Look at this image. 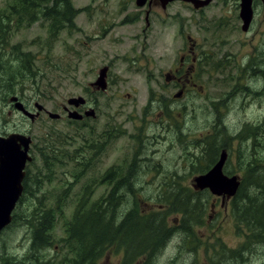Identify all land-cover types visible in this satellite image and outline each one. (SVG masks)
Returning <instances> with one entry per match:
<instances>
[{
    "label": "rangeland",
    "instance_id": "obj_1",
    "mask_svg": "<svg viewBox=\"0 0 264 264\" xmlns=\"http://www.w3.org/2000/svg\"><path fill=\"white\" fill-rule=\"evenodd\" d=\"M13 1L0 0V10ZM71 1L80 13L70 30L61 31L52 41L48 25L36 23L13 32L9 45H19L23 51L33 53L42 74L39 87L28 81L22 89L18 86L14 94L30 105L32 111H36L34 103H40L60 118L52 120L42 113L31 123L10 104L13 94L0 90V129H18L30 135L34 142V162L28 165L29 178L36 181L42 171L43 176L48 175L53 180L52 183L45 182L42 193L33 188L32 199L30 194L25 196L23 218L38 208V196H47L48 208L56 206L63 188L71 183L68 204L52 233L54 242L47 248V264H73L78 260L77 244L64 241L67 237L65 221L71 219L86 185L91 184L87 189L88 208L105 200L114 184L109 185L101 177L113 167L119 179L133 176L128 185L119 190V196H125L126 201L118 208V222L119 212L120 215L122 210L127 213L136 205L143 214L160 210L167 225L176 229L182 226L184 219V213L178 208L182 206L176 207L177 213L167 214L169 208L164 205L176 196L187 197L189 206L196 213L187 230L189 235L174 231L161 251L153 254L152 250L144 251L135 262L126 261L125 264H264V242L262 238L253 237L237 218L233 202L213 195L209 189L199 191L194 188L195 177L211 170L208 166L220 156L219 149L223 145L228 147L230 154L226 171H240V164L259 165L256 179L251 180L248 172H242L246 174L244 184L251 196H254V185L263 182L259 175L264 173V99L259 96L264 95V75L254 76L249 67L253 60L262 59L264 54V14L260 6L253 29L244 33L239 19L240 0H225L224 5L220 3L222 0H214L200 11L187 9L186 5L177 2L165 12L168 17L163 21L155 14L151 15L154 27L147 30L144 16L148 6L138 8L136 0ZM135 14L142 16L141 22H125L126 15L131 16L130 20ZM191 23H195V31ZM178 25L185 27L184 34L195 32L193 35L201 40L200 47L209 52L208 59L213 66L226 60L217 71L201 73V87L185 95L195 106L192 111L195 117L189 119L192 140L183 138L180 144L174 142L169 147V141L163 140L160 144L150 141L157 131L153 111L145 112V104L150 95L163 98L161 107L173 104L174 88L167 84L165 75L181 59L177 50L184 46L185 36L179 34ZM116 35L122 38L118 39ZM1 65L6 66L4 61ZM107 66L111 69L108 88L104 92L95 90L91 84ZM259 91L260 94L255 93ZM129 94L132 99H128ZM72 97L86 99L85 110H95V117H84L82 121L69 119L63 107ZM170 114L171 117L166 112L160 114V121L168 125L167 131L161 133L169 137L175 130L177 112L173 110ZM206 117L210 120L209 134L214 146L204 155L202 130ZM46 129L47 134L52 130L56 137L62 138L58 134H63L68 139L67 143L57 147L58 159L53 161L56 166L47 172L42 168L39 147H35L37 144L41 147L40 140ZM109 135L112 136L109 138ZM77 151L79 159L90 155L94 161L88 172L75 182V173L82 172V167L71 161ZM210 155L213 161L209 160ZM31 204L36 207L31 208ZM254 205L255 201L253 208ZM23 225L22 233L9 232L7 240L23 241L25 245L32 241L33 228L25 221ZM123 256L122 249L112 246L101 259L84 264H124Z\"/></svg>",
    "mask_w": 264,
    "mask_h": 264
},
{
    "label": "trees",
    "instance_id": "obj_2",
    "mask_svg": "<svg viewBox=\"0 0 264 264\" xmlns=\"http://www.w3.org/2000/svg\"><path fill=\"white\" fill-rule=\"evenodd\" d=\"M79 13L80 10L74 7L71 0H14L5 9L0 10V90L14 94L18 86L22 89L23 84L28 81L39 87L42 77L40 69L36 66V56L33 53L23 51L19 45L9 47L13 32L36 23H43L46 24V27L48 25L49 38L53 41L61 31L74 27L75 19ZM3 61L6 64L5 67L1 65ZM17 69L18 71H16ZM54 133L55 131L51 130L47 134L46 129V133L40 140L41 147L39 144L35 145V147H39L42 168L46 172L55 168L56 162L53 161L58 159L57 147L67 143L68 140L66 135L58 134L62 136L61 138L56 137ZM89 149L92 154L94 152L92 146ZM100 150L102 152V147ZM79 151H77V156L71 160L76 166L82 167V172H77L73 176L75 182L88 172L89 166L94 161L90 155L79 159ZM250 170H252V166L249 169L251 173ZM37 177L39 178L36 181L29 177L25 181V193L30 194V199H32L35 188L41 192L45 182H53L48 175L43 176L42 171ZM101 178L109 185L114 184L105 200L96 202L88 208L87 189L91 187V184L86 185L83 195L77 200L71 219L65 221L67 237L64 241L76 243L75 246H78L80 250L78 260H74L73 264L91 263L95 259H101L112 246L124 251V264L126 261L128 263L135 262L143 256L144 251L152 250V254L157 250L161 251L169 242L175 228L167 225L160 210L156 213L152 211L143 214L136 205L127 213L122 210L123 213L120 215L119 212L121 218L118 222L117 211L120 206L124 205L125 200V196H119V190L128 184L119 179L115 167L107 170ZM259 179L263 182L254 185V196H251V192L246 189V184H241L232 202L235 205L234 212L241 223L249 229V232L254 235L253 237L263 239L264 173L259 175ZM113 181L116 182L113 183ZM70 192L71 183L63 188L62 194L57 198L56 206L50 205L49 208L47 207V196H38V208L24 218L25 223L33 228V241L38 245L37 248H44L46 245L49 248L54 242L52 233L68 204L67 199ZM176 197L172 201L164 203L165 207L169 208L167 214L176 212V207L182 206L178 208L184 213L182 215L184 219L181 223L182 226H179L178 229H183L189 235V227L192 219L196 218V213L193 212V207L189 206L187 197ZM254 201L256 205L253 208ZM33 207L36 206L31 204V208ZM256 220L259 221L257 224H255ZM149 259L150 257L147 260Z\"/></svg>",
    "mask_w": 264,
    "mask_h": 264
},
{
    "label": "flooded vegetation",
    "instance_id": "obj_3",
    "mask_svg": "<svg viewBox=\"0 0 264 264\" xmlns=\"http://www.w3.org/2000/svg\"><path fill=\"white\" fill-rule=\"evenodd\" d=\"M150 2V6H148V10H145V16H144V23L146 24V30L147 28L149 29H153L154 25L153 23L150 21V16L155 14L158 18V20H164L166 17H168L167 15H165V12L168 11V9L170 8L171 5L175 4V3H181L186 5L187 9L190 8H194V6L190 3H186V2H182V1H175V2H171L167 5L166 8L162 7V3L159 0H148ZM214 2V0H212V2L210 4H212ZM220 3H222L223 5L226 4L225 0L220 1ZM209 4V5H210ZM208 5V6H209ZM137 6V4H136ZM207 6V7H208ZM258 6H260V9L262 10V13L264 14V3L263 0H254L253 1V13H254V17L252 20V23L249 27V30L247 32H250V30L253 29V25L255 24V20L258 14ZM138 7V6H137ZM139 8V7H138ZM145 8V7H144ZM196 10V9H195ZM201 9H199L198 11H200ZM131 16H127L126 15V20L125 22L128 23H133L136 24L138 20L143 19L142 16L138 17V14H135V17L137 18H131L130 20H128V18ZM239 19L240 22L243 23V21H241V17L239 14ZM133 20V21H131ZM194 22V21H193ZM192 24V30L195 31L196 30V25L195 23H191ZM145 27V26H144ZM178 27L180 28L179 34H183L184 39V46L178 48L177 53L181 55V59L178 63V65L174 66L171 71L169 70L168 72H166L165 75V80L167 82L168 85L172 84V87L174 88V94L172 95L171 99L173 101V104L171 106H162V100L163 98L157 97V96H152L150 95V97L147 96V102L145 104V112H152L153 111V115L154 116V120L153 123H155V131H157V133L151 135L150 137V141H153V143L155 144H160L162 143V141L164 140L165 142L169 141L170 145H168L169 147H171V145H174V142L176 144H180L183 141V138H186L187 140H192L189 136H190V132H191V127H190V117H195V114L192 112L194 111V107L193 104L190 103V101H187V98L185 95H187L190 92H195L197 91L200 87H201V81H200V76L201 73H205L208 72L210 73L212 70L217 71L218 70V66L221 67L224 66L225 64V60H221V64L220 61L218 62V64H216L215 66H213L210 62L209 58V52L207 50H203L201 46V44L199 43V41H201L200 39L196 38L193 34H184L185 30L182 25ZM144 29V28H143ZM142 29V30H143ZM243 31V30H242ZM244 32V31H243ZM244 32V33H247ZM196 33L199 34L198 31H196ZM116 37L118 39L122 38L118 35H116ZM106 38V36H105ZM104 38V39H105ZM206 37H204L205 39ZM116 41H119L116 39ZM120 42V41H119ZM229 58L231 56H228ZM262 59H256L253 60L250 64L249 67H252L251 69V74H253L254 76H261L264 75V54H262ZM109 68L108 70V74L109 76L107 77V82L109 85L110 82V67L107 66ZM162 76V74H161ZM202 89L204 90V92L206 93V86L203 85ZM257 94H260L259 92H255ZM13 96L18 97L16 94H13ZM11 96V97H13ZM10 97V98H11ZM261 99H264V95L259 96ZM19 101H21L24 105L25 108L27 110H29L30 112H36V111H32L33 109L30 108V105L24 103V101H22L19 97H18ZM128 99H132V96H130V94L128 95ZM186 100V102L184 101ZM10 101V100H9ZM11 104V103H10ZM87 104V102H86ZM13 106V104H11ZM35 105V103H34ZM87 105L81 106L80 108H78L77 110H81V114H84L87 109L85 110ZM204 110L207 109L206 105L203 106ZM71 108V107H69ZM73 109V108H72ZM63 110L66 112V114L68 113V110L65 109V106L63 107ZM89 110V109H88ZM175 110L177 112L176 116H175V130L173 131V135L172 136H168L167 134H163L161 132H166L168 125L167 123H165L164 121H160V114L166 112L168 117H171V112ZM19 113V112H18ZM46 113V112H43ZM22 115V114H21ZM23 116V115H22ZM209 116H211V111L209 112ZM204 129L203 131V137L202 140H204L202 143L204 144V149L203 152H205L204 155H207L210 153V148H212L214 146V144L212 145L211 141H212V137L209 134V126H210V120L208 119V117L204 118ZM82 121V120H81ZM257 130H259V128H257ZM199 132V131H198ZM25 134L23 131L18 130V129H0V137L3 138H8L10 135L13 134ZM162 134V135H161ZM182 134V135H181ZM27 135V134H26ZM111 136L109 135V138ZM143 140V139H142ZM144 141V140H143ZM155 141V142H154ZM20 144V142H19ZM187 144H189L187 142ZM33 146V145H32ZM225 147V145H223ZM221 148L219 149L220 151V155L222 154L223 151H227V153L229 152L228 147L226 148ZM173 149V148H172ZM226 153V154H227ZM30 154L33 158V161L30 163L34 162V152L30 151ZM229 156L230 154L228 153V158L227 161L225 163V165H223V173L228 177H236L239 184H244V182H246V179L244 176H246V174L242 173L244 170L245 172H248V177L253 180L256 179L258 176L257 174V169L259 165L256 166H252V170H251V175H249V169L250 166H247L246 164H240L241 166L239 168L240 171H226V165L229 161ZM220 156L215 160V162H213V164L209 165V168H213L214 165L219 161ZM145 159H150L149 157H146ZM209 160H211V155L209 156ZM213 161V160H211ZM29 165V164H28ZM28 165L26 166L25 172H26V176L22 182L23 185V192L21 197L19 198V200L17 201L15 208L13 209L12 213H11V221L10 223L4 227L2 230H0V264H47V247L45 248H37L38 245H36L35 241H30L28 242L27 245H25V242L21 241L19 242V240H7L8 238V233L9 232H13L16 231V233H22L23 227H24V218H23V213H22V209H23V199L25 198V196L27 195V193H25V181L26 179L29 177V171H28ZM246 165V166H245ZM245 166V167H243ZM134 167V166H133ZM132 167V168H133ZM155 168H157V166H155ZM132 171V170H131ZM131 174V172H130ZM253 174V175H252ZM133 176L130 175L129 177L125 176L122 177L120 180L125 182V183H129L130 179H132ZM196 178L194 179V182L196 183ZM128 181V182H127ZM222 199H227V198H222ZM228 202L233 201V198L228 199ZM179 226L176 227V229L174 230L175 232L179 231L178 229ZM180 231L182 232H186L183 229H181ZM24 238V236H23ZM23 240V239H22ZM262 241L264 242V238L262 239Z\"/></svg>",
    "mask_w": 264,
    "mask_h": 264
},
{
    "label": "water",
    "instance_id": "obj_4",
    "mask_svg": "<svg viewBox=\"0 0 264 264\" xmlns=\"http://www.w3.org/2000/svg\"><path fill=\"white\" fill-rule=\"evenodd\" d=\"M162 7L166 8L171 2L182 1L190 3L196 10L207 7L212 0H159ZM254 0H240V17L243 21L242 30L247 32L252 23ZM264 3V0H263ZM139 8L150 6L148 0H136ZM108 67H104L100 72L97 80L91 86L98 91H106L108 88L107 76ZM10 102L14 108L22 113L23 116L28 118L34 123L40 116V113L45 110L44 106L40 103L35 104L37 113H32L25 108V105L19 101L18 97L13 96ZM68 107H73L70 110L67 106L68 117L74 121H81L84 117H95V110L89 109L84 114L78 112V108L86 105V99L83 97H72L67 100ZM47 115L52 120H58L60 115L47 111ZM20 142V144H19ZM32 138L24 134H13L8 138L0 137V230L6 227L11 221V213L23 192L22 182L26 176V166L28 162H32L33 158L30 155ZM223 151L220 155L219 161L214 167L205 175L196 178L194 188L196 190L209 189L215 196H223L227 199L234 197L240 186L237 178H228L223 173V165H225L228 154Z\"/></svg>",
    "mask_w": 264,
    "mask_h": 264
},
{
    "label": "bare ground",
    "instance_id": "obj_5",
    "mask_svg": "<svg viewBox=\"0 0 264 264\" xmlns=\"http://www.w3.org/2000/svg\"><path fill=\"white\" fill-rule=\"evenodd\" d=\"M260 58V57H259ZM251 89V88H250ZM243 93V92H242ZM262 101V100H261ZM224 116V115H223ZM254 127V126H253ZM171 129V128H170ZM219 129V128H218ZM192 131V130H191ZM264 131V130H263ZM253 133V132H252ZM255 133V132H254ZM162 135V134H161ZM182 135V134H181ZM248 135V134H247ZM112 136V135H111ZM220 136V135H219ZM255 143V142H254ZM261 143V142H260ZM258 147V146H257ZM147 148V147H146ZM254 159V158H253ZM94 164V163H93ZM80 165V164H79ZM164 169V168H163ZM135 171V170H134ZM137 171V170H136ZM251 171V170H250ZM136 173V172H135ZM253 175V174H252ZM142 188V187H141ZM45 247V246H44ZM243 261V260H242Z\"/></svg>",
    "mask_w": 264,
    "mask_h": 264
}]
</instances>
